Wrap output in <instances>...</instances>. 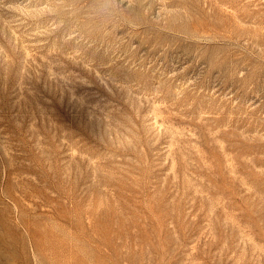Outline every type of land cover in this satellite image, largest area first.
<instances>
[{"label":"rangeland","instance_id":"1","mask_svg":"<svg viewBox=\"0 0 264 264\" xmlns=\"http://www.w3.org/2000/svg\"><path fill=\"white\" fill-rule=\"evenodd\" d=\"M0 264H264V0H0Z\"/></svg>","mask_w":264,"mask_h":264}]
</instances>
